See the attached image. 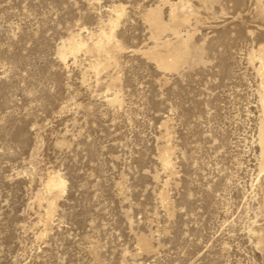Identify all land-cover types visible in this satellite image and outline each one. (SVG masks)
<instances>
[{
  "label": "rangeland",
  "instance_id": "obj_1",
  "mask_svg": "<svg viewBox=\"0 0 264 264\" xmlns=\"http://www.w3.org/2000/svg\"><path fill=\"white\" fill-rule=\"evenodd\" d=\"M0 264H264V0H0Z\"/></svg>",
  "mask_w": 264,
  "mask_h": 264
}]
</instances>
